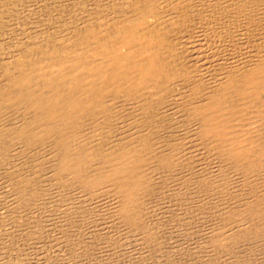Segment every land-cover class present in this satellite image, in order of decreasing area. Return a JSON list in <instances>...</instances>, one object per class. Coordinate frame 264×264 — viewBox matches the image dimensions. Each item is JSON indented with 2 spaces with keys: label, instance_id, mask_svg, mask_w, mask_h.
Segmentation results:
<instances>
[{
  "label": "bare ground",
  "instance_id": "6f19581e",
  "mask_svg": "<svg viewBox=\"0 0 264 264\" xmlns=\"http://www.w3.org/2000/svg\"><path fill=\"white\" fill-rule=\"evenodd\" d=\"M118 9L114 18L81 23L64 40L52 47L39 44L5 68L0 125L7 127L3 118L10 110L24 120L11 134L0 128V146L14 141L20 152L40 155L36 173L46 166L53 183L105 202L112 223L126 235V229L154 231L152 211L163 209L175 181L195 195L174 194L178 208L212 222L203 257L235 256L241 243L264 239V45L257 50L250 45L264 38V0H127ZM168 110L176 122L162 114ZM178 120L188 125L189 147L174 139L157 147L154 132L173 128ZM192 157L201 159L209 174L193 187L180 175ZM22 174L15 186L20 200L35 204L34 178ZM232 192H237L234 208L228 202Z\"/></svg>",
  "mask_w": 264,
  "mask_h": 264
},
{
  "label": "rangeland",
  "instance_id": "374dc122",
  "mask_svg": "<svg viewBox=\"0 0 264 264\" xmlns=\"http://www.w3.org/2000/svg\"><path fill=\"white\" fill-rule=\"evenodd\" d=\"M85 1L0 0V84L2 83V87L5 85V80H8L7 76H4L5 71L6 69H8L7 67L10 68L11 64L15 63L16 58L25 55L26 52L31 49L39 47V44L42 46H51L53 45V43L60 42V39L64 40V38H66L72 31L80 29L83 26V24L81 25V23L85 22L92 24L94 22L93 24L98 25L102 22H106L108 19L114 18L118 14L117 11H120L118 7L120 8V6L124 2H127V0H103V2L102 0H95L96 2L93 0L92 2H90L91 0ZM121 1L123 3H121ZM97 2H99L98 4L102 5V7L97 5ZM92 3L94 6L92 5ZM107 6H109L110 9ZM80 9L82 11L84 10L85 13L83 11V13L81 14L80 12L82 11H79ZM98 12L99 14H97ZM1 13H4L2 17ZM78 14L80 15L78 16ZM92 14L95 15L91 16ZM45 15H47V17L49 15L50 16L47 18L45 17ZM60 15L63 19L60 18ZM81 15L84 17L82 18ZM51 17H53V19L58 23H56L53 19H49ZM72 17H75L73 18L74 20L72 19ZM98 17L99 19L101 17V21L98 19ZM79 18L80 22H78ZM45 19L47 20L46 22H49L50 24L44 21L46 23L45 25V23L43 22V20ZM48 20H52L54 22ZM73 22H75L77 27L72 26L74 25ZM62 23L64 24V26ZM57 25H59V27ZM52 26L54 29L52 28ZM73 27L76 28L73 29ZM47 28L51 29L48 31ZM69 28L71 29L68 30ZM45 30L47 33L44 32ZM57 31L59 33H57ZM60 31L63 32L60 33ZM55 32L59 34L60 37ZM48 34L49 36H52V39L48 38ZM209 36L210 35L207 36L208 39ZM263 39L259 36V38L255 39V42H251V49L254 48L255 50H257L258 47L263 46ZM41 40L43 41L41 42ZM34 42L36 43L33 44ZM260 42H263V45ZM20 51L22 55L19 54ZM246 51L252 52V50L243 49V52ZM3 77L6 79H4ZM1 86L0 90L2 88ZM13 113L15 112L13 110H10L5 115L7 116V118H3V121L6 122H4V126H7L8 128H4L2 125H0L1 129L6 130H3L6 134L16 132L15 129H19V127H21L22 125L21 120H24L23 115ZM158 113L161 114L162 112L159 111ZM162 114L165 115L169 121L176 122V116L174 115L172 110L165 111ZM19 115H21V117H19ZM13 116L14 118H12ZM17 118L21 119L17 121ZM15 120L17 121V123ZM13 124H16V126ZM14 127L15 129H13ZM185 132L189 134L188 125L185 122L178 120L177 124L174 125L173 128L167 130H161L160 128L157 129L152 136V140L154 144L159 147L164 142L174 139L178 142H181L183 147L185 148L187 145L189 147V140L191 139V137L189 136L190 134L185 135ZM6 145L7 147L0 146L2 148V152L4 153L2 157V154H0V159L1 161L3 160L2 163L0 162V264H236V262H241L243 259L245 260V264H264V239L259 241L258 243L251 244V241H247L246 243L250 244L247 245L241 243L240 245L236 246V257L233 254L231 255L234 257L229 255L228 257L220 255L218 259H216V261L211 260L210 258L203 257L204 253L206 252H204V247L207 246L206 242L210 240L207 234L210 235V233L208 232L212 229L209 228L212 222L210 224H206L209 223V221L208 219L207 222L204 220V214H191L187 213L184 209L178 208L179 201L173 196L174 194L183 193L185 198H193L195 195L193 194L192 197L190 195V192L185 193L187 192V190L184 187L176 185L175 181L173 183H170L167 195L164 201L160 204V208L163 209H161V211H152L155 215L154 218L151 219V221L154 219L155 221H152L151 229H158H154L157 234H155L154 231H152V233L150 234H143L144 232L142 233V231H134L133 233L130 230L129 232L125 228L127 231L125 232L127 233L126 235L123 234L125 230L121 229L122 227L119 226V224H116L115 222L112 223L113 220L110 216V213L112 212L109 211V208H106L107 205L105 204V202H101L102 204H98L99 201L97 199L91 200V197L86 196L85 193L81 194L80 190L73 188L74 192L72 193V188H69V190L68 188L66 189L63 186L57 185L55 182L53 183V173L50 174V176L52 177L51 178L49 176V168L47 170L46 166H40V168L38 169L40 171H43L41 172L43 175L41 173H36L37 168H35L34 163L37 162L39 158L36 159L37 157L35 156L40 155L36 153L32 154V152L27 150H24V153L22 150V152H20L18 150L17 144H14V141L13 144ZM3 148H6V150H4ZM7 148L10 149L8 150ZM32 157L33 161L30 160V158ZM17 170L19 171L17 172ZM19 172L20 174L23 173L26 176L29 175L28 177L25 176L26 178H34L33 182L35 183V190L37 191L36 192L34 190V193H36L37 199L39 198V200H35V204L34 202L28 203L27 201L20 200V192H17V188H19L17 186L20 184L21 178V176L20 178H18ZM180 175L190 179L192 181V187L194 185H199L204 181H208L209 179L206 164L201 161V159L194 157L188 160V167L184 171H182ZM41 176L45 177L42 178ZM44 179L46 181L45 183ZM41 180L43 181L41 182ZM39 181L41 183H38ZM36 183L38 185H36ZM44 184H46L44 188L41 187ZM55 184L57 187L55 186ZM43 189L45 190L43 191ZM65 194L67 197L63 196ZM236 194L237 192L228 194V202L230 208H234L237 205V200L235 197ZM82 195H84L85 197H82ZM63 199L64 201H62ZM65 199L68 200V203ZM77 203L80 205H78ZM76 204L77 206H75ZM103 204L106 206H104ZM84 210H86V212ZM163 212H167V217ZM103 215L105 217H103ZM157 215L161 216L158 217ZM173 217L177 219H171ZM89 218L94 219L90 220ZM101 219L102 221L105 220L106 222L103 221L104 223H102ZM177 220L179 222H177ZM181 220L183 222H181ZM175 222L177 224H175ZM180 224L183 229L180 227ZM104 225H106L108 228ZM174 225L176 226V228H179L175 229ZM189 225H191L192 228L188 227ZM111 226L114 229L111 228ZM158 226L159 228H157ZM109 228L111 229L109 230ZM181 229L182 231H180ZM115 230L119 232L115 234ZM110 231L115 232L111 234ZM153 234H155L158 238H156L155 235L153 236ZM112 235H118L115 236V238H118H116L115 240L114 236L112 237ZM145 235H147V237ZM149 238L153 239V242L151 239L150 242ZM147 239L148 243L152 245L144 243L147 242ZM157 239H161L160 243ZM140 240L146 247L142 246ZM204 241L205 243H203ZM138 242H140V245ZM206 248H210V245L208 244ZM200 252H203V254ZM238 256L239 258H237ZM206 261L210 263H206Z\"/></svg>",
  "mask_w": 264,
  "mask_h": 264
}]
</instances>
